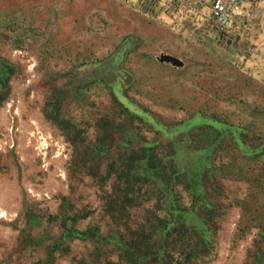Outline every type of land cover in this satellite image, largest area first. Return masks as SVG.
<instances>
[{
    "label": "rangeland",
    "instance_id": "rangeland-1",
    "mask_svg": "<svg viewBox=\"0 0 264 264\" xmlns=\"http://www.w3.org/2000/svg\"><path fill=\"white\" fill-rule=\"evenodd\" d=\"M0 0V264H264V0Z\"/></svg>",
    "mask_w": 264,
    "mask_h": 264
},
{
    "label": "built area",
    "instance_id": "built-area-1",
    "mask_svg": "<svg viewBox=\"0 0 264 264\" xmlns=\"http://www.w3.org/2000/svg\"><path fill=\"white\" fill-rule=\"evenodd\" d=\"M240 0H214V9L215 12L218 13L217 17L222 18L225 16V11L228 9V6L233 3L236 4Z\"/></svg>",
    "mask_w": 264,
    "mask_h": 264
}]
</instances>
